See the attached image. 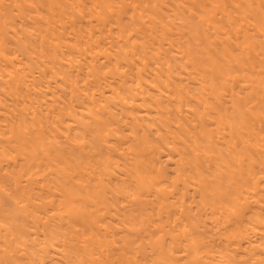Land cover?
Instances as JSON below:
<instances>
[{
  "label": "bare ground",
  "instance_id": "obj_1",
  "mask_svg": "<svg viewBox=\"0 0 264 264\" xmlns=\"http://www.w3.org/2000/svg\"><path fill=\"white\" fill-rule=\"evenodd\" d=\"M0 264H264V0H0Z\"/></svg>",
  "mask_w": 264,
  "mask_h": 264
},
{
  "label": "rangeland",
  "instance_id": "obj_2",
  "mask_svg": "<svg viewBox=\"0 0 264 264\" xmlns=\"http://www.w3.org/2000/svg\"><path fill=\"white\" fill-rule=\"evenodd\" d=\"M6 208H7V210L8 211H13L14 209H15V207L12 205V204H8V203H6ZM14 208V209H13Z\"/></svg>",
  "mask_w": 264,
  "mask_h": 264
}]
</instances>
